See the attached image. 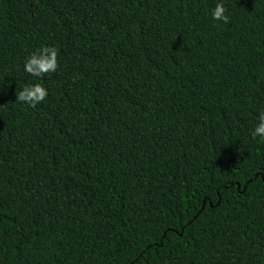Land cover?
Listing matches in <instances>:
<instances>
[{"label":"trees","instance_id":"1","mask_svg":"<svg viewBox=\"0 0 264 264\" xmlns=\"http://www.w3.org/2000/svg\"><path fill=\"white\" fill-rule=\"evenodd\" d=\"M224 3L0 0V264H264V0Z\"/></svg>","mask_w":264,"mask_h":264},{"label":"clouds","instance_id":"2","mask_svg":"<svg viewBox=\"0 0 264 264\" xmlns=\"http://www.w3.org/2000/svg\"><path fill=\"white\" fill-rule=\"evenodd\" d=\"M208 15L213 22L229 23L230 14L224 0H214V6L208 9ZM58 68V50L55 47L40 46L30 52L23 61V72L37 78V82L26 83L16 92V103L34 108L46 100L48 88L39 80ZM250 136L258 143H264V109H258L256 121L250 131Z\"/></svg>","mask_w":264,"mask_h":264}]
</instances>
